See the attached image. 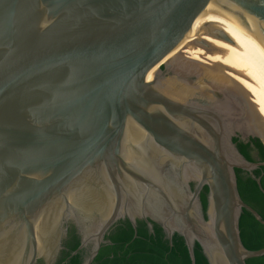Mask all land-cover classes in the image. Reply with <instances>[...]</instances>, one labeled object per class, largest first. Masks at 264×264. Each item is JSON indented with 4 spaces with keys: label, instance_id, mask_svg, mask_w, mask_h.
<instances>
[{
    "label": "water",
    "instance_id": "95a60500",
    "mask_svg": "<svg viewBox=\"0 0 264 264\" xmlns=\"http://www.w3.org/2000/svg\"><path fill=\"white\" fill-rule=\"evenodd\" d=\"M177 42L264 79V0H0V264H49L69 220L91 264L124 214L182 234L193 261L196 241L210 264L264 254L242 241L243 209L264 219L235 171L264 162L233 140L264 142L257 111L229 77L164 57ZM216 90L240 120L198 105Z\"/></svg>",
    "mask_w": 264,
    "mask_h": 264
},
{
    "label": "trees",
    "instance_id": "16d2710c",
    "mask_svg": "<svg viewBox=\"0 0 264 264\" xmlns=\"http://www.w3.org/2000/svg\"><path fill=\"white\" fill-rule=\"evenodd\" d=\"M233 140L249 160L264 162V142L260 137L251 136L245 141L234 136ZM235 171L242 199L264 219V163L252 171L240 167H236ZM208 195L209 186L205 185L200 194L205 212L208 208ZM151 223L152 229L145 220L138 219L136 229L130 220H120L106 235L107 242L102 243L91 264H210L199 241L194 245L193 261L182 234L175 232L171 241L161 224L154 220ZM239 225L242 241L248 249L264 247V223L247 208L243 209ZM80 244L81 236L75 227L71 228L61 258L55 264H83L88 253L84 248L74 252ZM247 264H264V254L247 258Z\"/></svg>",
    "mask_w": 264,
    "mask_h": 264
},
{
    "label": "bare ground",
    "instance_id": "6f19581e",
    "mask_svg": "<svg viewBox=\"0 0 264 264\" xmlns=\"http://www.w3.org/2000/svg\"><path fill=\"white\" fill-rule=\"evenodd\" d=\"M164 57L169 59H195L210 72L229 77L254 105L264 133V79L247 70L237 68L229 62L217 64L204 54L177 42Z\"/></svg>",
    "mask_w": 264,
    "mask_h": 264
},
{
    "label": "flooded vegetation",
    "instance_id": "af4514ba",
    "mask_svg": "<svg viewBox=\"0 0 264 264\" xmlns=\"http://www.w3.org/2000/svg\"><path fill=\"white\" fill-rule=\"evenodd\" d=\"M216 92H219V93H221V94H223L222 93V91L221 90H216ZM231 98H230V95L229 94H227V95H222V97H218V98H216L213 102L212 101H210L209 99L207 100H205V102H203V103H198V105H200V106H203V107H205V108H208V109H211V110H214V111H216V112H218L219 114H221L222 116H224L227 120L228 119H231L232 121H234V122H236L237 120H240V117L239 116H237V115H235V114H233V115H228V114H226V113H223L222 112V109H223V105H224V102H227V103H229V104H231ZM193 103H196V102H193ZM222 104V105H221ZM242 132L243 131H241V129H237V130H235L234 132H233V137L234 136H239L242 140H245V141H248L249 140V138L251 137V136H253V135H250V136H248V137H243V135H242ZM196 185H197V181L196 180H190L189 181V186H190V189L192 190V191H194V189H195V187H196ZM202 191V190H201ZM126 219H128V220H130V218H129V216L127 215V214H124V215H122V216H120V217H118L115 221H114V223L110 226V228L107 230V232L105 233V236H104V238L106 237V235L110 232V230L120 221V220H126ZM138 219H141V220H145L147 223H148V226L150 227V223H151V220H153L150 216H148L147 218L146 217H144V216H137L136 217V221L138 220ZM131 221V220H130ZM155 221V220H154ZM76 228V231H77V233L81 236V234H80V232H79V226L74 222V221H72V220H69L68 222H66L65 224H64V228H66V231L64 232V234H63V236H62V240H61V243H60V246H59V248H58V250L55 252V255H54V257L52 258V260L50 261V263L49 264H55L60 258H61V254H62V251H63V249L65 248V241L68 239V237H69V230L71 229V228ZM107 240V239H106ZM90 246H87L86 248H85V251L89 254V252H90ZM42 260L41 262L39 261V260ZM35 264H47V259H46V257L45 256H40L38 259H37V261L35 262Z\"/></svg>",
    "mask_w": 264,
    "mask_h": 264
}]
</instances>
